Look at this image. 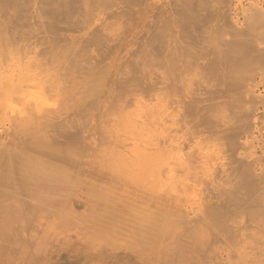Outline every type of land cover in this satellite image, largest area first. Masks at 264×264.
I'll use <instances>...</instances> for the list:
<instances>
[{
  "label": "rangeland",
  "instance_id": "374dc122",
  "mask_svg": "<svg viewBox=\"0 0 264 264\" xmlns=\"http://www.w3.org/2000/svg\"><path fill=\"white\" fill-rule=\"evenodd\" d=\"M15 1L18 2L19 0H14V8H17L18 13V6L21 8L26 7L23 10L25 11V14L23 11L21 12L22 14L19 13L21 16L24 14L23 18L21 17L20 21L18 19H16L18 21L14 20L19 22L24 32L21 29L16 30V28L21 27L15 28L14 26L17 23L14 22V25L12 23L9 25L14 28L12 29L11 27H8L9 29L6 30L9 32L10 30L14 31L15 29L16 31L21 32L14 31L13 34L12 32L8 34L1 30L2 34L5 33V44L7 47L11 48L12 46V49L7 51H5V47L2 44V42L4 43V40L1 41L2 34L0 33V48L3 50L0 49V55H3V57L2 55L0 56V94L2 95L0 96V99H2L0 105H2V110H4V112L7 111L8 113H6L7 116L4 113V115L0 114V118L3 116L1 119L3 122L0 120V139L2 138L1 141H3V143L0 142L1 145L5 146L4 144L7 145V143L11 142L12 136H15L18 132L17 137H13V139L17 140H15L16 144L14 143L15 141H12L11 143H14L15 145L19 144L18 146H20L22 140L23 143H26L28 138L29 141L33 140L32 138L39 130L38 132L40 133L37 134L38 136L40 134L41 136H44L48 133L47 137L54 142L49 143V146L52 145L56 147L59 145L57 147L61 149L66 147L69 148L70 145L74 144L75 139L73 138V133L76 132L73 131L72 133L74 127L71 128V126H73L71 125L72 119L75 117L72 113L74 111L73 108L77 112V117H81L78 112L79 110L77 111L76 109L78 107L75 106L76 104L78 105V102L76 101L79 99H77V94H74V90L73 92L72 90H69V93H73L76 97L74 98L73 96V98H71V100L74 99V103L76 102L74 105L75 107L71 106L73 100H69L71 101L70 107L72 108V112H69L70 110L68 108L70 107L67 108V105L66 108L69 111L66 110V108L63 109L65 110V113L66 111H68L67 113H70L68 114V116L71 115L69 117H67V113L64 114L63 111L60 110L62 107L59 110L62 111L61 113L63 114L57 112L58 108L55 107V105H62L63 101L67 102L65 99L66 97H64L66 96V91L68 92L66 89L70 87L69 85H73L74 83L72 80L73 83L71 82V84H69L70 79L74 78V80H76L74 83L75 85L72 87L78 91L81 86V92V90L83 91L84 89L85 82L89 79L88 77L84 78L83 71H85V76L90 75V78L97 79L95 78V75L97 74L93 77V75L91 76V73L95 71L105 74L107 71H102L103 69L107 70V68L112 69V67H114L115 72L113 71L114 69H112V71L110 70L111 73L114 72V75L113 73H110L111 75L108 74L109 76L106 74L104 76L100 75V77L102 76V80H96V86L102 85L104 88H107L102 92V86L99 87L101 89V91L99 90L100 93L105 92L104 99H106V96H108V99H111L113 98L112 94H114L113 88H115V83L113 80L117 73L116 71L119 70V65H123L122 63H124L126 68L125 141L129 147L130 156L125 158V176H116L118 178L117 181L124 184L123 187L125 189L115 190L105 186V184H110L113 180L101 179L100 176L96 174H48L40 163L34 158L31 159L33 156H29L30 151L27 150L25 152V148H13L12 145V152L10 148L11 144L9 143L10 149L7 148V146L6 148L10 150L9 153H11V155L9 156L7 151L6 156L12 159V154H17L18 152L20 153L19 156L26 160L23 159L25 165L22 164L23 162L21 163V161L18 162L17 160L16 162L20 163L19 165L18 163L8 162L7 158H5L6 162L10 164V168L12 167L11 172H17L13 171L14 166L18 169L23 168L21 170L24 171H18L19 174L24 173L21 174V177H19L20 175L18 173L19 178L14 177L15 175L10 173L9 175H14L11 177L7 174L8 172L5 174V171H3V174H0V264H264V68H262L264 67V63L260 64L258 62L264 58V49L262 51V48H264V0H192L193 2L189 0L191 4L187 2L188 0H183V2L182 0H107L108 2L106 0H96L97 2L92 0V2H88H95V5L92 4V8H90L91 5L89 6V8L92 9L91 12H89L90 10L87 6L88 3H86L89 0H82L84 5L81 0H79L80 2L75 0L78 2L77 5L74 4V0H72L74 3H72L71 0H62L60 3L61 5L54 3L52 0H20L18 3ZM62 2L65 3V6ZM68 2H70V4L72 3L73 6L71 5V8L67 6L70 5ZM186 4H188L186 7L189 8L185 7ZM54 5H56V8H54ZM75 6L76 9H74ZM190 6L193 10L190 9ZM48 8H51L52 10L54 8L55 14ZM65 8L67 11H65ZM81 8L87 9L81 10ZM9 9L11 10V7ZM26 9L28 11H26ZM10 10H8L10 13L9 16L13 13V11ZM70 11L71 13L73 12L72 16L71 13H68ZM74 11H79V13H75L74 16ZM57 12L58 15H56ZM1 13L2 12L0 11V14ZM1 15H3V13ZM44 15L46 18H44ZM59 15H61V18ZM182 15H184L183 18ZM13 16H17L16 18L20 17L18 14L12 15L9 19L7 18V22L11 20L10 18H13ZM66 16H69L71 19L69 17L66 18ZM93 16L94 19L92 20ZM177 16L180 17L178 18ZM88 17H91L92 21H89ZM2 19L3 18H1V20ZM3 20H6L5 17ZM52 21L57 23H55L57 28H54V23ZM84 21L89 22V24ZM164 21L167 25L163 24ZM7 22L4 21V23ZM175 22L182 25H177ZM76 23L84 24V28L79 27L77 30H75L76 28L72 29V26ZM118 23L120 24V27ZM185 23H188V26ZM8 24H6V26ZM19 24L17 25L20 26ZM108 25H111V27ZM30 27L34 30L30 29ZM180 27L184 28L180 29ZM116 28L118 31H116ZM156 28H158L157 30L161 33H157L158 31ZM56 29L59 34H56ZM172 29L174 31H172ZM25 31L27 32V35ZM94 31H100L99 33L97 32L96 35L101 34V38L100 35H97L98 40H96L97 36L94 35L95 40H93L94 36L92 35L95 34ZM237 31L240 32L238 33ZM29 32H31V34ZM35 32L37 34L33 38ZM53 32L55 33L53 34ZM179 32L180 34H184L180 35ZM14 33L17 34L15 35ZM19 34L20 36L18 37L17 35ZM239 34L242 36H238ZM2 36L4 37V34ZM9 36H11L12 39H9ZM184 36H186V38ZM235 36L237 39H235ZM52 37L53 39H51ZM116 37L117 39H114ZM180 37L181 39L184 38L185 40H183L185 42L181 40ZM166 38L167 40H164ZM8 40L10 44H7ZM83 40L88 45L90 42L94 45L90 47V44L88 47V45L83 44L85 43ZM106 40L108 41L106 42ZM241 40H243L244 45ZM74 41L75 43L78 42L76 44L74 43L76 46L71 44ZM94 41H96V43L102 42L96 44ZM45 42L48 43L46 44ZM232 42L234 43L233 47ZM240 42L243 46H240ZM68 43L73 46V49L71 46L67 45ZM180 43L182 45L184 43L186 44L180 46ZM216 43H218V45ZM227 43L229 46H227ZM65 45L69 48L71 47L70 52ZM83 45H85V47ZM190 45L194 50L193 48H190ZM238 45L240 47H238ZM250 45L254 46V51L251 50L252 46ZM61 47H63L62 50H60ZM83 47L85 50L82 51H87L86 53L84 52L87 58L84 57V53L81 52L83 57H79L78 59L77 55L80 54H78V52H80ZM183 48L184 50L187 48V51L185 50L186 52H183ZM233 48H235V53L232 51ZM59 50L63 53L66 51V55H63L61 52L60 56L59 53L55 54V52L57 53ZM49 51H54L53 53L55 56L57 55L62 58V60L60 58L58 59L57 56L55 58L59 61H56L57 59H54L55 61L51 60L54 56H50L53 53L50 54L48 53ZM250 51H252V53ZM119 52H123V54H120ZM249 52L250 54H248ZM8 53H11V55ZM257 53L261 55L259 56ZM222 54L231 55V57L235 56V60L239 59V64L243 68H241L243 75L241 74V71V73H238L240 75L236 72L235 74L239 76L240 81L243 83H251L255 85V95H247L248 99L245 96L243 98L240 97V102L237 100L239 97L234 98V100H237V102H234L233 95H228V98L226 95H222L223 93H219V88H221L220 85H222L221 82L223 80V78L222 80L219 79L223 74V68L221 69L219 67L223 66V64L225 65L224 58H226V56L224 57ZM75 55L80 61L75 60L76 58L73 59V57H76ZM5 56L8 59L4 58ZM66 56H69V59ZM236 56L239 58H236ZM243 56L248 59H243ZM11 57L15 58L13 59L15 61L12 62ZM99 57L101 58L99 59ZM115 57H117V59H114ZM220 57L224 58L222 59ZM252 57H256L257 59ZM47 58L50 63L52 61L54 62V66L57 65V67L52 66L53 68L58 70L61 68L62 71H65V73H63L59 70L62 75L59 77V71L56 70V72L58 71L57 73L55 72V76L58 74V79L55 78L56 81L54 79V73H51L53 78L52 76H49V71L53 70L50 66L51 64L45 61ZM85 58L88 59V61ZM230 58H228L229 60L226 58V60L233 62L232 59L234 58ZM5 59L9 60V64ZM72 59L73 61L75 60L76 63L77 61L79 63L81 62V65L77 63L80 68L75 63H71L73 62ZM82 59H85L86 61L84 62ZM90 60L92 61L90 62ZM3 61L6 62L7 66L2 64H5ZM39 61H43V64L46 62L49 66H46V64H44L45 66H41V62ZM83 62L85 64L84 66ZM93 62L97 67L95 69L91 67L94 70L88 67L90 66L88 63ZM181 62L183 63L181 64ZM94 63L91 65L94 66ZM114 63L116 65H114ZM70 64H72V66ZM73 64L74 66L76 65L75 68H77V71L74 70V72H76L75 74H73L72 71L74 69ZM249 64H251V66H248ZM30 65L32 66L29 67ZM109 65L112 67H109ZM63 66L64 68H62ZM258 66L261 67V69L257 70V68H255ZM47 67H51L50 70L47 69ZM85 67H88L91 70L88 69V73L91 72L90 74L87 73ZM99 68L102 70H99ZM141 68L143 69V72L141 71ZM12 69H14V71ZM31 69L32 71L30 72ZM45 69H47L48 72L45 71ZM23 71L25 73H23ZM110 71L108 70V72ZM46 72L49 74L47 75ZM69 72L71 73V76ZM77 72H81V75L78 73L79 76ZM11 73L13 75H11ZM141 73H143L144 76H142L143 74L141 75ZM72 74L79 79H75ZM69 76L72 78L69 79ZM47 77L50 79L49 81ZM44 78L47 79L45 80ZM61 78L68 82L65 81V83L62 80L60 81ZM37 79H39L38 83L41 82V85L44 84L43 87L39 84L36 86L37 84L33 83V81L36 82ZM53 79L56 82V86L58 84V88L56 86H49L50 88H53L52 93L54 94L55 89H57L55 95L57 94V91H59L61 95L63 92L64 94L61 97L58 94L59 98L53 95V99L51 98V95L49 97L50 103L52 101L55 102V97V100H60H57L58 102L56 101L58 104L52 103L55 104L54 106L51 104L53 107H50L49 105V109L54 108L55 110L56 108V111L52 109L51 112L53 113L54 111V113L57 112L56 114H60L58 116L53 113V115L50 110H48L49 112L46 111V113L52 114L51 118L50 115H46V113H44L46 116H43V113L41 114L42 116H38L41 118L47 117L44 119L48 120V118H50L49 120L53 121V117H60L61 115V117L63 116L62 118L67 117L65 119L66 121L67 119H70L71 123L69 124L67 122L68 125H65L66 122L61 123L59 121L57 124L56 121H50L49 125L50 123L54 124L50 126L52 127L50 130L47 128L49 131L45 134L46 130L44 129L45 132H42V127H45L46 123V126H49V120L45 121L43 119L46 123L43 126H40L41 124L36 126V131L31 128V126L33 127L35 125H32V123L37 121L34 117L35 119H32V123H27L30 128L29 130H26V122H29L28 119L31 120V116H36L34 115L33 110L37 108V114H40L41 110L43 111L44 108L45 110L48 109V106H45V104H47L45 101L46 98H48L47 96L50 94V91L46 90L49 87H44L51 84ZM139 79H144V81H140ZM9 80H12V82ZM21 80L22 82H20ZM57 80L59 82H57ZM92 81L96 82L95 80ZM44 82H47L48 84L46 85ZM60 82L61 87L59 84ZM98 82L100 84H98ZM87 83L91 85L89 81ZM150 84L152 87H150ZM15 88H18L19 91L17 90L14 92ZM90 88L91 87L89 86V88H86L88 90H85L86 95L89 94L88 99H86V97L84 98L85 94L83 95V98L81 95V97L78 96L80 98L79 104H81V101L85 102L84 105L86 102L87 104L93 103L91 106L95 107L96 105L94 103H96L95 100L97 98L100 97L98 100L99 102L101 101L100 104L102 103L103 94L101 93L99 96L91 94L90 96V92H87ZM99 88L96 87L95 90L93 89V93L96 91V94H99L96 90ZM109 88L111 92L113 91L110 96L107 94ZM211 88L215 92L209 97L207 90H212ZM44 91L49 92H46V97L44 96ZM30 93L32 94L31 96L29 95ZM38 93L39 95H37ZM71 93L68 95L69 99ZM219 94L221 95L219 96ZM20 96H22V99L20 98L19 100ZM28 96L30 97L28 98ZM223 96L226 98L224 97V99ZM44 97L45 100L42 99ZM62 97H64L65 100H62ZM27 98L31 102L28 103ZM31 98H33V100ZM244 98L246 99L244 100ZM254 98L256 99L255 101ZM13 99L16 101L15 105ZM106 101L110 100L106 99ZM34 103L36 106H34ZM74 103H72V105ZM87 104L85 105L86 108ZM101 105L103 107V103ZM101 105H98V108ZM211 106L213 108H211L212 111L210 110ZM42 107L44 108L42 109ZM85 107L83 106L84 109H86ZM214 107L216 108L214 109ZM221 107L224 108L222 109ZM233 107H235V109ZM12 108H15V111L12 110ZM96 108L92 109L95 110ZM39 109L41 110L39 111ZM101 109L99 108L98 110L100 111H95L96 113H99H94L95 116L102 114ZM233 109L235 112H233ZM249 110H251V112H249ZM11 111H13V113ZM30 112L31 115L28 114ZM224 113L229 115L226 116ZM234 113L236 115H234ZM22 115H24L23 117L26 116L24 119L27 118V121L25 120L26 122H24L22 117L24 123L20 122L21 124L18 126V123L15 122L16 120L14 121V119L19 116L21 117ZM27 116H30V118ZM245 116L247 119L244 118ZM61 117L58 119L61 120ZM7 118L9 119L8 122ZM74 119L76 121L77 118ZM10 122L12 123L10 124ZM252 122L253 125H251ZM60 123L65 127L69 126L71 128L70 133L73 135L71 137L72 139L69 137V141H66V133H69L67 132L69 127H66L67 130L62 127L60 128ZM77 124L74 126H78ZM11 125L12 130H10ZM23 126H26L24 128L26 131H24ZM38 127L42 128V130ZM58 127L60 130L63 129L64 132L66 131L64 134L66 135V138L61 136L64 141H59L61 140L59 138L61 132L58 133ZM53 128L57 129L55 134L54 130L56 129ZM154 128L155 130H153ZM248 128H250L249 131ZM8 129L12 132H9ZM33 130L35 131L34 135L32 133L34 132ZM6 131L10 134L5 133ZM27 131L32 134H28ZM50 131L53 133H49ZM52 135L57 136L53 137ZM22 137L23 139H21ZM70 141H72V144ZM60 145L63 147H60ZM0 150V153L3 152L5 154L6 150L3 151L2 148ZM22 150L24 151L21 154ZM15 154L14 157L18 156ZM48 155L49 153L47 156ZM6 156L4 155V157ZM2 160L0 163H2ZM11 163L13 166H11ZM0 165L2 166L0 169H6V166H4L5 164ZM7 168H9V165ZM46 179H49L52 186H46V188L43 186L41 189V186ZM216 200L218 201L215 202ZM12 201L17 203L18 206H12ZM122 258H124L125 261H123ZM110 261L112 262L110 263Z\"/></svg>",
  "mask_w": 264,
  "mask_h": 264
},
{
  "label": "bare ground",
  "instance_id": "6f19581e",
  "mask_svg": "<svg viewBox=\"0 0 264 264\" xmlns=\"http://www.w3.org/2000/svg\"><path fill=\"white\" fill-rule=\"evenodd\" d=\"M20 1V0H19ZM18 1V2H19ZM54 3H58V4H60L61 3V1L62 0H52ZM67 1V0H66ZM70 1V0H69ZM75 1V0H74ZM77 1H79V0H77ZM77 1H75V3L74 2H72V0H71V2L72 3H74L75 5H77ZM92 2V0H89V1H87L86 3H88V2ZM94 1H96V0H94ZM99 1V0H98ZM101 1V0H100ZM107 1V0H106ZM122 1V0H121ZM126 1V0H125ZM124 1V2H125ZM192 1V0H191ZM15 2H17V1H15ZM17 2V3H18ZM65 2V1H64ZM64 2H62V3H64ZM80 2V1H79ZM81 2H82V0H81ZM97 2V1H96ZM108 2V1H107ZM180 2V1H179ZM182 2H183V0H182ZM188 3H190L189 2V0L187 1ZM193 2V1H192ZM196 2V1H195ZM16 3V4H17ZM69 4H70V2H68ZM67 3V4H68ZM72 3L70 4V5H67V6H69L70 8L73 6L72 5ZM83 3V2H82ZM85 3V4H86ZM95 3V2H94ZM94 3H88L87 4V6H88V9L90 10L89 12H91V10L92 9H90V8H92V4H94ZM20 4V3H19ZM23 4V3H22ZM26 4V3H25ZM28 4H30V3H28ZM184 4H185V2H184ZM191 4V3H190ZM57 5V4H56ZM56 5H54L53 7L54 8H56ZM61 5V4H60ZM72 5V6H71ZM79 5V4H78ZM83 5H84V3H83ZM91 5V7L89 8V6ZM95 5V4H94ZM108 5H110V4H108ZM17 6H18V4H17ZM16 6V7H17ZM64 6H65V3H64ZM184 6V5H183ZM186 6H188V4H186L185 5V7ZM193 6V5H192ZM200 6V5H199ZM11 7V10L9 9ZM15 7V3H14V0H3V1H0V11L3 13V15H1L0 14V33L2 34V32L4 31L5 33H11L12 32V34H13V32L15 31V32H21V31H16V30H22L23 31V29H22V27H21V25L19 24V22H16V21H20V19H21V17L23 18V15L25 14V11H23L26 7H20V6H18V11H19V13L20 14H22L21 12L23 11L24 12V14L21 16V15H19V13L17 12V8H14ZM20 7V8H19ZM49 7H51V6H49ZM58 7H59V5H58ZM78 7V6H77ZM98 7H100V6H98ZM108 7V6H107ZM181 7V6H180ZM202 7V6H201ZM29 8V7H28ZM45 8V7H44ZM46 8H47V6H46ZM45 8V9H46ZM52 8V7H51ZM49 9V10H52V9ZM53 8V13L55 14V9ZM80 8V7H79ZM186 8H189V7H186ZM194 8V7H193ZM16 9V10H15ZM41 9H43V8H41ZM63 9V8H62ZM74 9H76V6H75V8ZM82 9H84V10H86L85 8H81V10ZM131 9H133V8H131ZM190 9H191V6H190ZM8 10H10V11H13V13H12V15H17L18 14V16H20L19 18H16L15 16H13V18L11 17L10 19L11 20H9L8 22H7V20L9 19V17L10 16H12V15H10L9 16V12H8ZM44 10V9H43ZM72 10H73V8H72ZM71 10V11H72ZM98 10H99V8H98ZM165 10V9H164ZM189 10V9H188ZM191 10H193V9H191ZM190 10V11H191ZM5 11H6V13H5ZM26 11H28L27 9H26ZM63 11V10H62ZM65 11H67L66 10V8H65ZM71 11L70 12H68L69 14L71 13ZM105 11V10H104ZM187 11V10H186ZM17 12V13H16ZM36 12V11H35ZM60 12H61V10H60ZM64 12V11H63ZM130 12V11H129ZM134 12V11H133ZM137 12V11H136ZM171 12V11H170ZM177 12V11H176ZM201 12V11H200ZM14 13H16V14H14ZM38 13V12H37ZM43 13V12H42ZM67 13V14H68ZM73 13V12H72ZM72 13H71V16H72ZM75 13H79V11L77 12V11H74V16H75ZM87 13V12H86ZM85 13V14H86ZM161 13H162V11H161ZM178 13V12H177ZM176 13V14H177ZM180 13H181V11H180ZM258 13V12H257ZM256 13V14H257ZM26 14H27V12H26ZM54 14H53V16H54ZM179 14V13H178ZM186 14H187V12H186ZM188 14H189V12H188ZM4 15H6V16H4ZM52 15V14H51ZM56 15H58V12H57V14ZM78 15V14H77ZM88 15H89V13H88ZM87 15V16H88ZM193 15V14H192ZM191 15V16H192ZM60 16V18H61V15H59ZM99 16V15H98ZM162 16V15H161ZM169 16H170V14H169ZM183 16L184 15H182V18H183ZM4 17H5V19L6 20H3L4 19ZM38 17V16H37ZM41 17V16H40ZM48 17V16H47ZM52 17V16H51ZM56 17V16H55ZM62 17H63V15H62ZM67 17H69V16H66V18ZM84 17V16H83ZM86 17V16H85ZM178 17V16H177ZM180 17V16H179ZM178 17V18H179ZM197 17V16H196ZM1 18H3L2 20H1ZM8 18V19H7ZM44 18H46L45 17V15H44ZM65 18V17H64ZM65 18V19H66ZM70 18V17H69ZM170 18V17H169ZM174 18V17H173ZM13 19V20H12ZM16 19H18V20H16ZM36 19V18H35ZM39 19V18H38ZM71 19V18H70ZM70 19H68V20H70ZM73 19V18H72ZM88 19H89V21H92L93 19H94V16H93V18H92V20H91V17H88ZM123 19H124V17H123ZM135 19V18H134ZM156 19H158V18H156ZM14 20H16V21H14ZM24 20V19H23ZM57 20V19H56ZM59 20V19H58ZM61 20V19H60ZM64 20V19H63ZM87 20V19H86ZM125 20V19H124ZM128 20V19H127ZM170 20V19H169ZM186 20H188V19H186ZM4 21H6L7 23H4ZM43 21H45V20H43ZM55 21V20H54ZM54 21H52L54 24H53V26H54V28L56 27L57 28V26H55V23L56 22H54ZM62 21V20H61ZM67 21V20H66ZM117 21V20H116ZM129 21V20H128ZM182 21H184V20H182ZM195 21V20H194ZM197 21V20H196ZM204 21V20H203ZM17 23V24H19L20 26H18L17 24H15V28L16 27H21V28H16V30L14 29V31L12 30H10L9 32L6 30V29H9L10 27L13 29L14 27H12V26H9V25H11V23L14 25V23ZM77 22V21H76ZM84 22H87V21H84ZM83 22V23H84ZM174 22V21H173ZM179 22H181V21H179ZM189 22H190V20H189ZM9 23V24H8ZM59 23V22H58ZM74 23V22H73ZM88 24H89V22H87ZM91 23V22H90ZM131 23H132V20H131ZM155 23V22H154ZM168 23H170V22H168ZM250 23V22H249ZM6 24H8L7 26H6ZM52 24V23H51ZM57 24V23H56ZM64 24V23H63ZM66 24V23H65ZM80 24V23H79ZM79 24L78 23H76V24H74L73 26H72V29L74 28H76L75 30H77V28H82L83 27V25L84 24H80V26H79ZM92 24V23H91ZM109 24V23H108ZM113 24H115V23H113ZM119 24V23H118ZM117 24V25H118ZM163 24H165V21H164V23ZM175 24H177V22H175ZM186 24V23H185ZM26 25V24H25ZM40 25V24H39ZM38 25V26H39ZM50 25V24H49ZM87 25V24H86ZM116 25V24H115ZM130 25V24H129ZM128 25V26H129ZM165 25H167V24H165ZM164 25V26H165ZM177 25H180V24H177ZM182 25V24H181ZM180 25V26H181ZM187 26H188V23L186 24ZM198 25V24H197ZM196 25V26H197ZM43 26V25H42ZM52 26V25H51ZM52 26V27H53ZM108 26H110L111 27V25H108ZM128 26H127V28H128ZM149 26V25H148ZM176 26V25H175ZM190 26V25H189ZM194 26V25H193ZM195 26V27H196ZM9 27V28H8ZM41 27V26H40ZM101 27H103V26H101ZM106 27V26H105ZM113 27V26H112ZM116 27V26H115ZM119 27H120V24H119ZM157 27V26H156ZM162 27H163V25H162ZM166 27V26H165ZM173 27V26H172ZM176 27H178V26H176ZM24 28V27H23ZM26 28V27H25ZM84 28V27H83ZM124 28V27H123ZM149 28H152V27H149ZM174 28V27H173ZM181 28H184V27H180V29ZM30 29H33V28H31L30 27ZM53 29V28H52ZM59 29V28H58ZM71 29V30H72ZM117 29V28H116ZM126 29V28H125ZM158 28H156V30H157ZM160 29V28H159ZM163 29H164V27H163ZM167 29V28H166ZM175 29V28H174ZM186 29V28H185ZM197 29V28H196ZM207 29V28H206ZM220 29H223V28H220ZM1 30H2V32H1ZM34 30V29H33ZM51 30V29H50ZM70 30V29H69ZM97 30V29H96ZM99 30H101V29H99ZM108 30V29H107ZM106 30V31H107ZM170 30V29H169ZM188 30V29H187ZM186 30V31H187ZM234 30V29H233ZM246 30V29H245ZM27 31H30V30H27ZM36 31V30H35ZM55 31V30H54ZM56 31H57V29H56ZM73 31V30H72ZM104 31V30H103ZM112 31V30H111ZM114 31H115V28H114ZM116 31H118V29L116 30ZM158 31V30H157ZM172 31H174L173 29H172ZM176 31V30H175ZM178 31V30H177ZM181 31V30H180ZM193 31H194V29H193ZM199 31V30H198ZM219 31V30H218ZM222 31V30H221ZM226 31V30H225ZM232 31V30H231ZM243 31V30H242ZM241 31V32H242ZM24 32V31H23ZM26 32V31H25ZM34 32V31H33ZM39 32V31H38ZM71 32V31H70ZM89 32H90V30H89ZM98 32V31H97ZM96 31H94V33L95 34H93L92 36H94V35H96V33H97ZM100 32V31H99ZM98 32V33H99ZM109 32H110V30H109ZM124 32H125V30H124ZM152 32V31H151ZM183 32H185V31H183ZM192 32V31H191ZM238 32V31H237ZM240 32V31H239ZM238 32V33H239ZM5 33H3L4 34V37L1 35V41L2 40H4V43L2 42V44L4 45V47H5V51H7V50H11L12 49V46H11V48H8L7 47V45L5 44ZM30 34H31V32H29ZM28 33V34H29ZM40 33V32H39ZM38 33V34H39ZM42 33H44V32H42ZM41 33V34H42ZM46 33V32H45ZM52 33V32H51ZM50 33V34H51ZM55 32H53V34H54ZM107 33V32H106ZM112 33V32H111ZM110 33V34H111ZM129 33V32H128ZM157 33H161V32H157ZM172 33V32H171ZM174 33V32H173ZM176 33V32H175ZM195 33V32H194ZM197 33V32H196ZM226 33V32H225ZM229 33V32H228ZM244 33H245V31H244ZM11 34V35H12ZM15 35L17 34V33H14ZM21 34V33H20ZM20 34L19 35H17L18 37L20 36ZM23 34V33H22ZM30 34H29V36H30ZM34 34V33H33ZM32 34V35H33ZM36 32H35V35H33V38H34V36H36ZM56 34H59L58 33V31L56 32ZM150 34V33H149ZM155 34H156V32H155ZM165 34V33H164ZM179 34H180V32H179ZM184 34V33H183ZM182 33L180 34V35H183ZM186 34V33H185ZM231 34V33H230ZM243 34V33H242ZM26 35H27V32H26ZM48 35V34H47ZM97 35H100V38H101V34H97ZM96 35V36H97ZM114 35H115V33H114ZM151 35V34H150ZM166 35V34H165ZM173 35V34H172ZM171 35V36H172ZM175 35V34H174ZM179 35V36H180ZM188 35V34H187ZM191 35V34H190ZM194 35V34H193ZM193 35H192V37H193ZM217 35V34H216ZM220 35V34H219ZM218 35V36H219ZM229 35V34H228ZM234 35V34H233ZM241 34H239L238 36H240ZM24 36V35H23ZM103 36H104V34H103ZM108 36V35H107ZM110 36V35H109ZM161 36V35H160ZM220 36H222V35H220ZM226 36V35H225ZM242 36V35H241ZM240 36V37H241ZM243 36H244V34H243ZM248 36H250V35H248ZM10 38L9 39H12L11 38V36H9ZM12 37H13V35H12ZM16 37V36H15ZM25 37V36H24ZM49 37V36H48ZM105 37V36H104ZM118 37V36H117ZM117 37L116 38H114V39H117ZM147 37V36H146ZM161 37H163V36H161ZM185 38H186V36H184ZM191 37V38H192ZM231 37V36H230ZM230 37H229V39H230ZM236 37V36H235ZM234 37V38H235ZM240 37H238V38H240ZM245 37V36H244ZM4 38V39H3ZM45 38V37H44ZM99 38V39H100ZM103 38V37H102ZM176 38V37H175ZM188 38V37H187ZM190 38V39H191ZM221 38V37H220ZM8 39V38H7ZM27 39H29V38H27ZM50 39V38H49ZM51 39H53V37L51 38ZM85 39V38H84ZM88 39V38H87ZM91 39H93V38H91ZM113 39V40H114ZM119 39H121V38H119ZM180 39H181V37H180ZM184 38H182L181 40H183ZM190 39H188V40H190ZM193 39V38H192ZM218 39V38H217ZM223 39V38H222ZM222 39H220V40H222ZM225 39V38H224ZM232 39V38H231ZM235 39H237V37L235 38ZM241 39V38H240ZM249 39V38H248ZM47 40H48V38H47ZM86 40V39H85ZM93 40H95V36H94V39ZM96 40H98V36H97V38H96ZM100 40H102V39H100ZM105 40V39H104ZM109 40V39H108ZM108 40H106V42L108 41ZM111 40H112V38H111ZM164 40H167V38L166 39H164ZM185 40V39H184ZM183 40V41H184ZM202 40V39H201ZM211 40H213V39H211ZM211 40H209V41H211ZM243 40H244V38H243ZM243 40H241L242 42H243ZM12 41V40H11ZM43 41V40H42ZM42 41H40V42H42ZM53 41V40H52ZM51 41V42H52ZM84 41V40H83ZM87 41V40H86ZM153 41V40H152ZM158 41H159V39H158ZM178 41V40H177ZM225 41V40H224ZM245 41V40H244ZM13 42V41H12ZM21 42V41H20ZM70 42V41H69ZM85 42V41H84ZM88 42V41H87ZM102 42V41H101ZM101 42H99V43H101ZM104 42V41H103ZM114 42V41H113ZM118 42V41H117ZM150 42V41H149ZM185 42V41H184ZM193 42V41H192ZM230 42V41H229ZM249 42V41H248ZM254 42V41H253ZM252 42V43H253ZM16 43V42H15ZM18 43V42H17ZM22 43V42H21ZM29 43V42H28ZM46 43V42H45ZM48 43V42H47ZM46 43V44H47ZM74 43H75V41L73 42V43H71V44H73V46H76V45H74ZM76 43H78V42H76ZM75 43V44H76ZM94 43H96V41H94ZM99 43H96V44H99ZM109 43V42H108ZM179 43V42H178ZM233 43V42H232ZM250 43V42H249ZM251 43V44H252ZM7 44H10L9 43V40H8V43ZM13 44V43H12ZM25 44V43H24ZM30 44V43H29ZM29 44H28V46H29ZM37 44V43H36ZM44 44V43H43ZM45 44V45H46ZM69 45V43L67 44V45H69V46H71L72 47V49H73V46L72 45ZM83 44H86V45H88L86 42L85 43H83ZM91 44V42L89 43V45ZM111 44H112V42H111ZM146 44V43H145ZM171 44V43H170ZM177 44V43H176ZM184 44H186V43H184ZM183 44V45H184ZM206 44V43H205ZM217 45H218V43H216ZM228 44V43H227ZM231 44V43H230ZM240 44H241V42H240ZM247 44V43H246ZM6 45V46H5ZM14 45V44H13ZM18 45V44H17ZM27 45V44H26ZM67 45H65V47L67 46ZM89 45H88V47H89ZM94 44H91L90 45V47L91 46H93ZM118 45V44H117ZM148 45V44H147ZM182 44L180 43V46H181ZM182 45V46H183ZM188 45H189V43H188ZM209 45H211V44H209ZM226 45V44H225ZM233 45H234V43L232 44V47H233ZM236 45V44H235ZM243 45H244V42H243ZM242 44L240 45V46H243ZM9 46V45H8ZM54 46H56V45H54ZM59 46V45H58ZM84 47H85V45H83ZM101 46H103V45H101ZM162 46V45H161ZM221 46V45H220ZM227 46H229V44L227 45ZM226 46V47H227ZM239 45H238V47H240ZM250 46H252V48H251V50H253L254 51V46L253 45H250ZM26 47V46H25ZM30 47V46H29ZM64 47V46H63ZM63 47H61V49L60 50H62V48ZM68 47V46H67ZM71 47L69 48H67L68 50H69V52H70V49H71ZM84 47H83V49H81V51L80 52H78V54L80 53L81 54V52L82 53H86L87 51H82V50H85L84 49ZM117 47V46H116ZM124 47V46H123ZM122 47V48H123ZM140 47V46H139ZM152 47V46H151ZM167 47V46H166ZM236 47V46H235ZM237 47V48H238ZM7 48V49H6ZM54 48V47H53ZM79 48V47H78ZM102 48V47H101ZM118 48H119V46H118ZM149 48V47H148ZM185 48V47H184ZM184 48H183V52L187 49H185L184 50ZM189 48V47H188ZM190 48H193V47H191V45H190ZM217 48V47H216ZM218 48H221V47H218ZM223 48V47H222ZM225 48V47H224ZM242 48V47H241ZM247 48H248V46H247ZM1 49V48H0ZM76 49V48H75ZM74 49V50H75ZM87 49V48H86ZM91 49V48H90ZM147 49V48H146ZM200 49V48H199ZM244 49H245V47H244ZM249 49V48H248ZM263 49L264 48H262V51H263ZM2 50V49H1ZM21 50V49H20ZM54 50V49H53ZM59 50V52L57 51V53L55 52V54H58L59 53V56H60V51ZM66 50V49H65ZM65 50H63V51H65ZM68 50H67V52H68ZM123 50V49H122ZM121 50V51H122ZM189 50V49H188ZM193 50H194V48H193ZM219 50H221V49H219ZM235 50V48H233V50L232 51H234ZM256 50V49H255ZM3 51V50H2ZM19 51V50H18ZM55 51V50H54ZM53 51V52H54ZM73 51V50H72ZM88 51H90V50H88ZM120 51V52H121ZM144 51H145V49H144ZM171 51V50H170ZM173 51V50H172ZM187 51V50H186ZM185 51V52H186ZM211 51H212V49H211ZM231 51V52H232ZM245 51V50H244ZM9 52V51H8ZM13 52V51H12ZM20 52V51H19ZM53 52H48V53H50V54H52ZM68 52V53H69ZM76 52V51H75ZM119 52V53H120ZM149 52V51H148ZM241 52H242V50H241ZM241 52H239V53H241ZM251 53H252V51H250ZM250 52L248 53V54H250ZM46 53V52H45ZM61 53H63V52H61ZM85 53L83 54L84 55V57H86L85 56ZM116 53H118V52H116ZM168 53H170V52H168ZM217 53V52H216ZM221 53V52H220ZM234 53H235V51H234ZM237 53V52H236ZM244 53V52H243ZM255 53V52H254ZM253 53V54H254ZM259 53V52H258ZM257 53V54H258ZM263 53V52H262ZM9 55H11V53H8ZM15 54V53H14ZM20 54H21V52H20ZM55 54L53 53L52 55H50V56H54V58L52 57V59L51 60H53V61H55L57 58L59 59L60 57H58L57 55V58H55L56 56H55ZM66 55V51L63 53V55ZM79 54V55H80ZM89 54V53H88ZM87 54V55H88ZM120 54H123V52L122 53H120ZM125 54V53H124ZM189 54V53H188ZM208 54H211V53H208ZM245 54H246V52H245ZM2 55V54H1ZM0 55V56H1ZM17 55V54H16ZM79 55H77L78 56V59H79V57L80 58H82L83 56H82V54L79 56ZM119 55V54H118ZM190 55V54H189ZM219 55V54H218ZM218 55H216V56H218ZM237 55V54H236ZM259 55V54H258ZM261 55V54H260ZM259 55V56H260ZM263 55V54H262ZM22 56H23V54H22ZM76 56V55H75ZM77 56L76 57H73V59L74 58H76L75 60H78L77 59ZM152 56V55H151ZM171 56H172V54H171ZM222 56H226V58L228 59V58H230L231 57V55H223L222 54ZM227 56H229V57H227ZM233 56H234V54H233ZM240 56V55H239ZM247 56V55H246ZM255 56V55H254ZM2 57H3V55H2ZM1 57V58H2ZM19 57V56H18ZM63 57V56H62ZM68 59H69V56H66ZM93 57V56H92ZM124 57V56H123ZM145 57V56H144ZM146 57H147V55H146ZM175 57V56H174ZM210 57V56H209ZM223 57V58H224ZM235 57V56H234ZM234 57H231L230 59H232V58H234ZM250 57V56H249ZM257 57V56H256ZM256 57H252V58H256ZM4 58H7L6 56L4 57ZM4 58H3V60H4ZM12 59V62L13 61H15V60H13V59H15V58H13V57H11ZM49 58V57H48ZM48 58L45 60L47 63L49 62V60H48ZM87 58V57H86ZM85 58V59H86ZM90 58V57H89ZM101 57H99V59H100ZM173 58V57H172ZM171 58V59H172ZM199 58V57H198ZM216 58V57H215ZM218 58V57H217ZM220 58H222V57H220ZM222 58V59H223ZM226 58H224V62H225V65L223 64V66H221V67H219V68H223V71H222V76H221V78H219V79H221L222 80V78H223V80H222V82H221V80H220V82L222 83V85H220L221 86V88H219L220 89V92L219 93H223L222 95H226L227 97H228V95H230V96H232L233 95V100H234V98H238L237 100L239 101L240 100V97L241 98H243L244 96L245 97H247V99H248V96L247 95H255L254 94V89H255V85H253V84H251V83H249V84H251V85H249V84H245V83H243L242 81H240V78H239V76L238 75H240V74H238L240 71H241V68H242V66L239 64V59L237 60H235V58L234 59H232L233 60V62L231 63V62H229V61H227L226 60ZM236 58H239V57H237L236 56ZM241 58V57H240ZM244 58H247V57H244L243 56V59ZM8 59V58H7ZM19 59V58H18ZM50 59V58H49ZM55 59V60H54ZM56 60V61H59V60ZM61 60H62V58H60ZM73 59H72V61H73ZM82 59V61L84 60V62L87 60L88 61V59ZM104 59V58H103ZM114 59H117V57H115ZM150 59V58H149ZM192 59V58H191ZM209 59V58H208ZM248 59V58H247ZM250 59H251V57H250ZM257 59V58H256ZM261 59V58H260ZM33 60V59H32ZM50 60V61H51ZM74 60V61H75ZM146 60V59H145ZM144 60V61H145ZM164 60V59H163ZM181 60H183V59H181ZM214 60V59H213ZM216 60V59H215ZM226 60V61H225ZM229 60V59H228ZM262 60H263V62H262ZM5 61H7V63L9 64V60H6L5 59ZM5 61H3V62H5ZM49 62V64H51L50 66L52 67H57V65H53V63L54 62ZM63 61H65V60H63ZM71 62V63H75L76 65H77V63H79L78 61H80V60H78L77 61V63H76V61L75 62ZM92 60H90V62H91ZM113 61V60H112ZM149 61V60H148ZM211 61V60H210ZM243 61V60H242ZM261 61V62H260ZM260 61H258L260 64L261 63H264V58H262ZM21 62V61H20ZM20 62H18V63H20ZM39 62H41V61H39ZM43 62V61H42ZM41 62V66H43L44 64H46V66H49V65H47V63L45 62L44 64ZM84 62H83V66L85 65L84 64ZM114 62V61H113ZM113 62H112V64H113ZM123 62V61H122ZM132 62V61H131ZM150 62V61H149ZM184 62V61H183ZM183 62H181V64L183 63ZM221 62V61H220ZM251 62V61H250ZM1 63V62H0ZM56 63H58V62H56ZM55 63V64H56ZM64 63V62H63ZM68 63V62H67ZM81 63V62H80ZM79 63V64H80ZM94 63V62H93ZM93 63H88V64H90V66H88V64H87V66L89 67V68H91V67H93L94 69L95 68H97L96 67V65H95V63H94V66L93 65H91V64H93ZM97 63V62H96ZM173 63H174V61H173ZM202 63V62H201ZM219 63V62H218ZM242 63H244V62H242ZM245 63H246V61H245ZM249 63V62H248ZM253 63V62H252ZM255 63H257V62H255ZM258 63V64H259ZM3 65H5V66H7V64H6V62H5V64L4 63H2ZM17 64V63H16ZM30 64H32V63H30ZM65 64V63H64ZM111 64V63H110ZM111 64V65H112ZM123 65H119L120 67H119V70H117L116 72V74H115V77H114V80H113V82L115 83L114 85V87L115 88H113L114 89V94H112V96H113V98H111V99H108V96H106V99L107 100H110V101H106V99H104V97H105V92L104 93H102L103 91H105L104 89H107V88H104L102 85H97L96 86V84H97V81H101L102 79V76H104L105 74L106 75H108V74H110L111 73V71H112V69H114L113 71L115 72V68L114 67H112L111 65H109V67L111 66L112 67V69H110V68H107V70L105 69H101V68H99V70H102V71H107L108 72V70L110 71V72H106L105 74H103V73H100V72H93V73H91V76L93 75V77H94V75L95 74H97V75H95L96 77L95 78H97V79H94V78H90V75H88V76H85V71H83V69H82V73H84L83 74V76H84V78H89V79H87L88 81H89V83L91 84V85H89L87 82H85L83 85H84V89H83V91L81 90V92H80V89H81V86H80V89H78V91H76L75 90V88H73L72 86L73 85H75L74 83L76 82V80H74V78L73 79H70V78H72V77H70L71 76V73H70V76H69V79H70V83L69 84H71V82H72V80L74 81V83H73V85L71 84V85H69L70 87L69 88H71V89H66V90H68V92L66 91V96H64V97H66L65 99L67 100V102L69 103H67L66 101H63L62 102V105L61 104H59V105H61V106H59V105H55L58 101L57 100H60V99H57V100H55L56 99V97L57 98H59L58 96L60 95V97L64 94V92H63V90H62V92H63V94L61 95L60 94V92L59 91H57V94L55 95V91L57 90V89H55V91H54V94L52 93V91H53V88H50L49 86H51V87H54V86H56V79H58L57 77L59 76L60 77V72L62 71V69L60 68L59 70H61V71H59L58 69H55V68H53L52 67V70L54 71V69H55V71L53 72V71H49V73L51 74V73H54L53 75L55 76V74L59 71V75L57 76H55L54 77V79H55V81H54V79H53V82L52 81H50V82H52L51 84L53 85L54 84V82H55V84L52 86L51 84H48L47 82H44V83H46V85L47 86H45L44 88H46V87H49L48 89H46V90H48V91H50V94L47 96V94H46V92L47 93H49L48 91H44L45 92V94H44V96L46 97H48V98H46V101H45V103H47V104H45L44 103V101H43V103L45 104V106H48V109H46L45 110V108L44 107H42V109H43V111H45V112H43L41 109H39V111L41 110V112H40V114H37V111H36V109L35 110H33V112H34V115H36V116H31L32 118H31V120L30 119H28L29 120V122H26L27 121V118L26 119H24L25 117H23L24 115H22L21 117L19 116L18 118L16 117H14L15 119H14V121L15 122H17L18 123V126L21 124L20 122H23V120H22V117H23V119H24V122H26V125H27V127H28V124L27 123H32V119L34 118L35 120H37V121H34V122H36V123H32V125L33 124H35L33 127L31 126V128L32 129H34V130H36L35 128H36V126H39L40 124V126H43L46 122L45 121H48L50 118H51V115L54 113V111H56V108H55V110H54V108H51V109H49V105H50V107H53L54 105H55V107H57L58 108V111L57 112H62L63 111V113L64 114H66L69 110V112H72V108L70 107V103H71V101H72V103H74V99H72L71 100V98H73V96H74V98H76L75 97V95L77 96V99H79L80 100V98L78 97V96H82V98H83V95H84V98L86 97V99H88L89 97H88V95L89 94H87L86 95V91L85 90H88V89H86V88H89V86L91 87L90 89H89V91H87L88 93L90 92V96H91V94H94V96H96V95H100L101 93L103 94L102 95V97H103V99H102V103H103V107H102V103L100 104V102H99V98H97L96 100H95V102L96 103H94L96 106H97V108H98V105H101V106H99V108L101 109V107H102V109H101V115H97V116H95V114H99L98 112L96 113L95 111H100V110H98L97 108H96V106L95 107H93V106H91V104L93 105V103H91V104H87V102H86V104H87V108L85 107V105H84V103L85 102H82L81 101V104H79V100L78 101H76V102H78V105L76 104L75 105V103L72 105V103H71V106H77L78 108H76L77 109V111L80 113V115H81V117L79 116V117H77V112L75 111V109L73 108V110L76 112H72L74 115H75V117L74 118H77L76 119V121H75V119L73 118L72 119V124L71 125H73V126H71V128L72 127H74V130L72 129V133H73V131L75 132V133H73V134H71L70 132H71V128L69 127H67L68 128V131L67 132H69L68 134L66 133V135H67V138L65 137L66 135H64L65 134V132H64V130L63 129H66L67 130V128L62 124L61 125V123L62 122H66L65 123V125L67 124V122L70 124L71 122V120L70 119H67V121L65 120L67 117H69V116H71V115H69L68 116V114H70V113H67L66 115H67V117L65 118H62L61 117V115H60V117L62 118L61 120L60 119H58V118H60V117H58L59 116V114L60 113H58V114H56L57 112H55L54 114L55 115H58L57 117L55 116V117H53L54 119L55 118H57L58 119V121H57V119H53V121H51V120H49L48 121V125H49V122L51 121V122H54V121H56L57 122V124L59 123V121L61 122L60 124H59V127L61 128H63V129H59V127L57 128V129H59L58 130V133H60L61 132V134H60V139L61 140H59V141H62L63 140V138L61 137V136H63L64 138H66V141L68 140L69 141V139L72 137V135H73V138L75 139H73L74 140V144H72L71 142L72 141H70V143L72 144V145H70L71 146V148H70V146H69V148L68 147H66V148H64V149H61V148H58L57 146H59V145H57L56 147H54V146H49V143H52L53 141H51V140H49V138L47 137V131H49L50 130V128H52V127H50L51 125H53V124H51L50 123V125L49 126H46L47 125V123L45 124V127L43 126L42 128H43V130H42V128H39L40 130H42V132L44 131L45 132V130H46V132H45V134L46 135H44V136H41V134L38 136L37 134H39L40 132H38L37 130V132H36V134H35V136L32 138L33 140H31V141H29V138H28V141L25 143H23V140L21 141L22 142V144H20V146H18V145H15L16 144V139H13V137L15 138V137H17V131H15V130H13V131H15V132H17L16 133V135L15 136H12V141L14 142L15 140V144L14 143H11V142H9V143H7V145L6 144H4L5 146H3V145H1V143H0V147L2 148V150L3 151H5L7 148H9V145H10V148H11V146L13 147V148H25L24 150H25V152L28 150V151H30V155L29 156H33L31 159H35L38 163H40V165H42L43 166V168L45 169V171L48 173V174H51V175H63V174H75V175H81V174H96V175H98V176H100V178L101 179H110V180H113L110 184H105V186H107L108 188H112V189H115V190H124L125 188L123 187L124 186V184H121L120 182H118L117 181V177L116 176H125V158H127L128 156H130V154H129V147H128V145H127V143H126V141H125V66H124V63H122ZM146 64H147V62H146ZM145 64V65H146ZM175 64V63H174ZM200 64V63H199ZM257 64V65H258ZM10 65H11V63H10ZM59 65V64H58ZM62 65V64H61ZM61 65H60V67H61ZM71 66H72V64H70ZM76 65L74 66V64H73V66H74V69L72 70L73 71V74H75L76 72H74V70L75 71H77V68H75L76 67ZM81 65V64H80ZM114 65H116L115 63H114ZM149 65H150V63H149ZM166 65V64H165ZM169 65V64H168ZM245 65V64H244ZM32 65H30L29 67H31ZM45 66V65H44ZM78 67H79V65H77ZM124 66V67H123ZM127 66V65H126ZM148 66V65H147ZM147 66H146V68H147ZM171 66V65H170ZM209 66V65H208ZM216 66V65H215ZM248 66H251V64H249ZM261 66V65H260ZM51 67H47V69H49L50 70V68ZM65 67H67V66H65ZM70 67V66H69ZM68 67V68H69ZM82 67V66H81ZM86 68L87 70V73L89 72V68ZM99 67V66H98ZM130 67V66H129ZM151 67V66H150ZM203 67V66H202ZM244 67V66H243ZM254 67V66H253ZM259 67V66H258ZM255 67V68H257V70H259V69H261V67ZM14 68V67H13ZM26 68V67H25ZM38 68H39V66H38ZM62 68H64V66L62 67ZM67 68V69H68ZM73 68V67H72ZM80 68V67H79ZM83 68V67H82ZM93 68H91L92 70H94ZM103 68V67H102ZM206 68V67H205ZM245 68V67H244ZM262 68H264V67H262ZM5 69V68H4ZM30 69V68H29ZM32 69H34V68H32ZM32 69L30 70V72L32 71ZM47 69H45V71H47L48 72V70ZM67 69H63V70H67ZM71 69V68H70ZM89 69V70H88ZM165 69V68H164ZM243 69V68H242ZM251 69V68H250ZM254 69V68H253ZM13 71H14V69H12ZM38 70H40V69H38ZM56 70H58L57 72H56ZM85 70V69H84ZM133 70V69H132ZM166 70V69H165ZM169 70V69H168ZM246 70V69H245ZM264 70V69H263ZM22 71V70H21ZM27 71V70H26ZM29 71V70H28ZM68 71H71V70H68ZM91 71V70H90ZM97 71V70H96ZM141 71L143 72V69L141 68ZM170 71H171V69H170ZM179 71V70H178ZM193 71V70H192ZM206 71V70H205ZM220 71V72H221ZM262 71V70H261ZM12 72V71H11ZM29 72V73H30ZM35 72V71H34ZM46 72V74L48 75L49 73H47ZM56 72V73H55ZM63 73H65V71H62ZM114 72H112L113 73V75H114ZM235 72L238 74V75H236L235 74ZM242 72V71H241ZM240 72V73H241ZM260 72V71H259ZM0 73H1V70H0ZM6 73V72H5ZM18 73V72H17ZM23 73H25L24 71H23ZM66 73H67V71H66ZM79 72H77V74H78ZM90 73H88V74H90ZM100 73V74H99ZM111 73V74H112ZM146 73V72H145ZM149 73V72H148ZM167 73V72H166ZM165 73V74H166ZM171 73V72H170ZM183 73V72H182ZM197 73V72H196ZM249 73H250V71H249ZM254 73V72H253ZM49 74V76H52V78H53V75L51 74L50 75ZM72 74V75H73ZM80 75H81V72L79 73ZM78 74V75H79ZM99 74V75H98ZM110 74V75H111ZM143 73H141V75H142ZM173 74V73H172ZM179 74V73H178ZM242 75H243V72L241 73ZM247 74V73H246ZM257 74V73H256ZM261 74H262V72H261ZM11 75H13L12 73H11ZM23 75V74H22ZM22 75H20V76H22ZM46 75V76H47ZM66 75V74H65ZM69 75V74H68ZM67 75V76H68ZM77 75V76H78ZM79 75V76H80ZM100 75H102L101 77H100ZM133 75V74H132ZM253 75V74H252ZM251 75V76H252ZM254 75H255V73H254ZM24 76H25V74H24ZM43 76V75H42ZM45 76V77H46ZM48 76V77H49ZM62 76V75H61ZM109 76V75H108ZM140 76V75H139ZM142 76H144V74L142 75ZM148 76V75H147ZM151 76V75H150ZM163 76H165V75H163ZM219 76V75H218ZM10 77V76H9ZM32 77V76H31ZM41 77V76H40ZM47 77V78H48ZM64 77V76H63ZM73 77H75V75H73ZM99 77H100V79H99ZM106 77V76H105ZM178 77V76H177ZM203 77V76H202ZM215 77H216V75H215ZM241 77V76H240ZM255 77V76H254ZM12 78V77H11ZM33 78V77H32ZM38 78H39V75H38ZM46 78V79H47ZM161 78V77H160ZM243 78V77H242ZM244 78H245V76H244ZM262 78V77H261ZM8 79V78H7ZM18 79V78H17ZM34 79V78H33ZM45 79V78H44ZM45 79V80H46ZM65 79H67V78H65ZM75 79H79V78H76L75 77ZM103 79H104V77H103ZM110 79V78H109ZM112 79V78H111ZM149 79V78H148ZM175 79V78H174ZM173 79V80H174ZM177 79V78H176ZM248 79V78H247ZM38 80L39 79H37V81L36 82H34L33 80V83H36L35 85L36 86H38V84L39 85H41L40 83H38ZM50 79L48 78V81H49ZM52 80V79H51ZM63 81V82H65V81H67V80H63V78H61L60 79V81ZM90 80H91V82H90ZM92 80H97L96 82H94V81H92ZM131 80V79H130ZM140 81L142 80V79H139ZM165 80V79H164ZM169 80V79H168ZM242 80V79H241ZM246 80V79H245ZM9 81H11L12 82V80H9ZM28 81H29V79H28ZM28 81H26V82H28ZM79 81V80H78ZM80 81H81V79H80ZM85 81H86V79H85ZM104 81V80H103ZM142 81H144V79L142 80ZM147 81V80H146ZM161 81V80H160ZM215 81V80H214ZM11 82H9V83H11ZM20 82H22V80L20 81ZM25 82V81H24ZM24 82H23V84H24ZM57 82H59L58 80H57ZM63 82H62V85H63ZM68 82V81H67ZM128 82V81H127ZM148 82H149V80H148ZM178 82V81H177ZM180 82V81H179ZM248 82V81H247ZM252 82V81H251ZM30 83H32V82H30ZM32 83V84H33ZM66 83V82H65ZM65 83H64V85H65ZM78 83V82H77ZM76 83V84H77ZM93 83V84H92ZM94 83H95V85H94ZM104 83V82H103ZM183 83V82H182ZM220 83V84H221ZM17 84V83H16ZM60 84V87H61V82L59 83ZM79 84V83H78ZM77 84V85H78ZM98 84H100L99 82H98ZM207 84V83H206ZM209 84V83H208ZM215 84V83H214ZM218 84V83H217ZM28 85V84H27ZM44 85V84H43ZM43 85H41V87H43ZM88 85V86H87ZM108 85V84H107ZM111 85V84H110ZM153 85V84H152ZM165 85H168V84H165ZM171 85V84H170ZM200 85V84H199ZM33 86V85H32ZM102 86V87H101ZM149 86V85H148ZM159 86V85H158ZM208 86V85H207ZM219 86V87H220ZM35 87V86H34ZM40 87V86H39ZM57 88H58V84H57V86H56ZM64 87V86H63ZM94 87V88H93ZM99 88V87H101V88H103V90H102V92L100 93V91H101V89L99 88V89H96L97 90V92H99V94L97 93L96 94V91H94L95 93H93V89L95 90V88ZM136 87H138V86H136ZM150 87H152L151 86V84H150ZM167 87V86H166ZM199 87V86H198ZM203 87V86H202ZM23 88V87H22ZM28 88H29V86H28ZM73 88V89H72ZM181 88V87H180ZM59 89H61V88H59ZM58 89V90H59ZM63 89V88H62ZM144 89V88H143ZM152 89V88H151ZM212 89V88H211ZM219 89H218V91H219ZM259 89V88H258ZM8 90V89H7ZM18 90V88L16 89L15 88V91L14 92H16ZM69 90H72V92H73V90L76 92H74V94L73 93H71V96H70V99H69V97H68V95H70V93H69ZM100 90V91H99ZM111 90H112V88H111ZM141 90V89H140ZM158 90V89H157ZM195 90H197V89H195ZM5 91V90H4ZM19 91V90H18ZM61 91V90H60ZM108 91V90H107ZM106 91V92H107ZM109 91H110V88H109ZM107 92V94H109V96L111 95V93L113 92ZM151 91V90H150ZM208 91V95H209V97L211 96V94H214V90L212 89V90H207ZM25 92V91H24ZM33 92V91H32ZM59 92V93H58ZM61 92V93H62ZM78 92V93H77ZM92 92V93H91ZM158 92V91H157ZM3 93V92H2ZM69 93V94H68ZM80 93V94H79ZM82 93V94H81ZM181 93V92H180ZM198 93H200V92H198ZM230 93H232V94H230ZM10 94V93H9ZM9 94H8V96H9ZM20 94H22V93H20ZM34 94V93H33ZM59 94V95H58ZM127 94V93H126ZM148 94V93H147ZM221 94H219V96L221 95ZM240 94H241V96H240ZM261 94V93H260ZM25 95V94H24ZM27 95H28V93H27ZM30 96L32 95L31 93L29 94ZM36 95V94H35ZM37 95H39V93L37 94ZM36 95V96H37ZM52 95V96H51ZM53 95H55L56 97H55V99H54V101L55 102H51L50 103V101H49V97L51 96V98L53 97L54 98V96ZM142 95V94H141ZM0 96H2L1 94H0ZM30 96H28V98L30 97ZM42 96V95H41ZM80 96V97H81ZM97 96V97H98ZM111 96V97H112ZM130 96V95H129ZM144 96V95H143ZM213 96V95H212ZM18 97V96H17ZM22 96H20L19 97V100H20V98H21ZM45 97L44 98H42V99H44L45 100ZM64 97H62V100L64 99ZM92 97H93V95H92ZM138 97V96H137ZM206 97L208 98V96L206 95ZM225 96H223V98H224ZM27 98V99H28ZM34 98V97H33ZM33 98H31L32 100H33ZM36 98V97H35ZM38 98V97H37ZM52 98V99H53ZM115 98V99H114ZM226 98V97H225ZM224 98V99H225ZM229 98V97H228ZM251 98V97H250ZM249 98V99H250ZM18 99V98H17ZM17 99H15V100H17ZM22 99V98H21ZM26 99V98H25ZM24 99V100H25ZM30 99V100H31ZM52 99H50V100H52ZM64 99V100H65ZM77 99H75V100H77ZM100 99V100H101ZM113 99H114V101H113ZM157 99V98H156ZM246 98H244V100H245ZM2 99H0V101H1ZM19 100H18V102H19ZM69 100H71V101H69ZM82 100V99H81ZM90 100V99H89ZM214 100H215V98H214ZM230 100V99H229ZM237 100H234V102L236 101L237 102ZM243 100V99H242ZM252 100H253V98H252ZM256 99L254 98V101H255ZM260 100V99H259ZM258 100V101H259ZM5 101H6V99H5ZM4 101V102H5ZM7 101H9V100H7ZM13 101H14V99H13ZM28 101V103L29 102H31V101H29V99L27 100ZM27 101H25V102H27ZM42 101V100H41ZM57 101V102H56ZM138 101V100H137ZM141 101H142V99H141ZM210 101V100H209ZM212 101V100H211ZM223 101V100H222ZM241 101V100H240ZM239 101V102H240ZM248 101V100H247ZM253 101V102H254ZM15 102L16 101H14V105H15ZM33 102V101H32ZM49 102V103H48ZM65 102V103H64ZM97 102H99V103H97ZM106 102V103H105ZM226 102V101H225ZM251 102V101H250ZM260 102V101H259ZM13 103V102H12ZM22 103V102H21ZM27 103V104H28ZM52 103H55V104H52ZM83 103V104H82ZM105 103V104H104ZM219 103V102H218ZM217 103V104H218ZM222 103H224V102H222ZM246 103V102H245ZM252 103V102H251ZM53 106H52V105ZM58 104V103H57ZM228 104V103H227ZM231 104V103H230ZM247 104H249V103H247ZM254 104V103H253ZM257 104V103H256ZM11 105V104H10ZM13 105V104H12ZM19 105V104H18ZM21 105V104H20ZM23 105V104H22ZM41 105V104H40ZM43 105V104H42ZM64 105H65V107H64ZM66 105H67V108L68 107H70V108H66ZM86 108V109H84L83 108V106ZM90 106V108H89V106ZM126 105H128V104H126ZM141 105V104H140ZM222 105V104H221ZM237 105V104H236ZM250 105H252V104H250ZM2 105H0V114L1 115H6L7 116V111L6 112H4V110H2V107H1ZM34 106H36L35 105V103H34ZM44 106V105H43ZM74 106V107H75ZM210 106V105H209ZM208 106V107H209ZM214 106V105H213ZM7 107V106H6ZM8 107H9V105H8ZM13 107V106H12ZM38 107H40V106H38ZM62 107V108H61ZM64 107V108H63ZM96 108L95 110L94 109H92V108ZM207 107V106H206ZM217 107H219V106H217ZM232 107V106H231ZM3 108H5V107H3ZM16 108H17V106H16ZM24 108V107H23ZM30 108V107H29ZM33 108H35V107H33ZM61 108V109H60ZM66 108V110H68V111H66V113H65V110H63V109H65ZM147 108V107H146ZM145 108V109H146ZM212 106L210 107V110L212 111ZM216 107H214V109H215ZM220 108V107H219ZM222 108V107H221ZM224 108V107H223ZM222 108V109H223ZM234 109H235V107H233ZM237 108H238V106H237ZM249 108V107H248ZM8 109V108H7ZM15 108H12V110H14ZM18 109V108H17ZM21 109V108H20ZM52 109L54 110L53 111V113L51 112L52 111ZM62 110V111H60V110ZM204 109V108H203ZM209 109V108H208ZM227 109V108H226ZM234 109H233V112H235L234 111ZM241 109V108H240ZM249 109H251V108H249ZM254 109V108H253ZM48 110H50V112L52 113V114H49V113H46V111H48ZM127 110V109H126ZM229 110H231V109H229ZM248 110V109H247ZM15 111V110H14ZM27 111V110H26ZM26 111H24V112H26ZM31 111V110H30ZM128 111V110H127ZM207 111V110H206ZM240 111V110H239ZM252 111H254V110H252ZM12 113H13V111H11ZM18 112H19V110H18ZM49 112V111H48ZM208 112V111H207ZM215 112V111H214ZM224 112H226V111H224ZM238 112V111H237ZM249 112H251V110H249ZM248 112V113H249ZM4 113V114H3ZM7 113V114H6ZM36 113V114H35ZM39 113V112H38ZM43 113V114H42ZM44 113H46V115H50V118H48V120H46V119H44V118H47V117H43V118H41L40 116H46V115H44ZM63 113H61V114H63ZM95 113V114H94ZM127 113V112H126ZM216 113V112H215ZM214 113V114H215ZM223 113V112H222ZM226 113H228V112H226ZM239 113V112H238ZM247 113V114H248ZM28 114H30L31 115V112L30 113H28ZM27 114V115H28ZM42 114V115H41ZM53 114V115H54ZM209 114V113H208ZM211 114V113H210ZM216 114H218V113H216ZM225 114V113H224ZM20 115H21V113H20ZM32 115H33V113H32ZM38 115H40V116H38ZM79 115V114H78ZM207 115V114H206ZM226 115V114H225ZM229 115V114H228ZM228 115H226V116H228ZM232 115V114H231ZM234 115H236L235 113H234ZM239 115H241V114H239ZM238 115V116H239ZM9 116H11V115H9ZM15 116V115H14ZM250 116V115H249ZM13 117V116H12ZM28 118H30V116H27ZM37 117H38V119H37ZM40 117V118H39ZM49 117V116H48ZM240 117V116H239ZM3 118V116H1V118H0V120ZM4 118H5V116H4ZM11 118V117H10ZM81 118V119H80ZM207 118V117H206ZM212 118V117H211ZM216 118V117H215ZM227 118H229V117H227ZM226 118V119H227ZM231 118V117H230ZM238 118V117H237ZM241 118V117H240ZM244 118H246V116L244 117ZM45 121H44V120ZM78 119H80V120H78ZM247 119V118H246ZM245 119V120H246ZM8 118H7V122H8ZM22 120V121H21ZM26 120V121H25ZM212 120V119H211ZM217 120V119H216ZM240 120H242V119H240ZM239 120V121H240ZM11 121V120H10ZM74 121V122H73ZM78 121H80V122H78ZM222 121V120H221ZM1 122H3L2 120H1ZM23 122V123H24ZM56 122H55V125H56ZM75 122H77V123H75ZM238 122V121H237ZM12 122H10V124H11ZM73 123H75V124H77L78 126H74L75 124H73ZM248 123V122H247ZM3 124V123H2ZM9 124V123H8ZM9 124V125H10ZM13 125V124H12ZM12 125L10 126L11 127V129L10 130H12ZM23 125V124H22ZM25 125V124H24ZM29 125H31V124H29ZM68 125V124H67ZM251 125H253V122L251 123ZM250 125V126H251ZM17 126V125H16ZM58 126V125H57ZM249 126V125H248ZM26 126H23V129L25 128ZM27 127H26V130H29V128L30 127H28V129H27ZM75 127H76V129H75ZM78 127V128H77ZM8 128V127H7ZM15 128V127H14ZM21 128V127H20ZM19 128V129H20ZM37 128V129H38ZM49 130H48V129ZM246 128V127H245ZM251 128V127H250ZM250 128H248V131L250 130ZM45 129V130H44ZM53 129H56V128H53ZM57 129L56 130H54V134H55V131H57ZM7 130V129H6ZM9 130V129H8ZM9 130V132H12V131H10ZM18 130V129H17ZM21 130V129H20ZM25 129H24V131H26ZM33 130V131H34ZM153 130H155V128L153 129ZM211 130V129H210ZM23 131V132H24ZM7 133V131L5 132V133H7V134H10V133ZM64 132V133H63ZM251 132V131H250ZM27 133L28 134H32L33 133V135H34V133H35V131L34 132H32V133H30V132H28L27 131ZM49 133H53V132H49ZM57 133V132H56ZM62 133H63V135H62ZM1 134V133H0ZM25 134V133H24ZM247 134V133H246ZM22 135V134H21ZM37 135V136H36ZM1 136V135H0ZM7 136V135H6ZM11 136V135H10ZM30 136V135H29ZM49 136V135H48ZM53 137H56L55 135H52ZM3 137V136H2ZM25 137V136H24ZM70 137V138H69ZM9 138V137H8ZM46 138H48V139H46ZM58 138V139H59ZM4 139V138H3ZM21 139H23V137L21 138ZM52 139V138H51ZM72 139V138H71ZM2 140V138L0 139V142H2L3 143V141H1ZM9 140H10V138H9ZM20 140V139H19ZM48 140H49V142H48ZM55 140V139H54ZM57 140V139H56ZM25 141V140H24ZM64 141V140H63ZM5 143V142H4ZM20 143V142H19ZM54 143V142H53ZM57 143V142H56ZM62 143V142H61ZM63 145V144H62ZM6 146H7V148H6ZM6 149H5V148ZM60 147H63V146H61L60 145ZM0 148V149H1ZM5 150H4V149ZM9 148V149H10ZM9 149H7L6 151H5V154L3 153V152H1L0 154V162H1V160H2V163H0V164H5L4 166H6V159L5 158H7V161L8 162H12V163H18L19 161H21V163L22 164H24V160H26V159H22L20 156H19V154L20 153H18L17 152V154H15V155H18V156H15L14 157V154H12V159L10 158V157H8V156H6L7 154V151H8V155L10 156L11 155V153H9L10 152V150ZM11 150H12V148H11ZM24 150H22L21 151V154H22V152L24 151ZM1 151V150H0ZM19 151V150H18ZM12 152H13V150H12ZM29 153V152H28ZM49 153V155L47 156V154ZM26 154V153H25ZM3 155V156H2ZM4 155L6 156V157H4ZM22 156V155H21ZM24 156V155H23ZM18 158V159H17ZM21 158V159H20ZM20 159V160H19ZM11 160V161H10ZM18 160V162H16ZM39 161H41V162H39ZM6 162V163H5ZM26 162V161H25ZM11 163V164H12ZM19 165H20V163H18ZM21 164V165H22ZM30 164V163H29ZM28 164V165H29ZM8 165H9V168H7L8 167ZM14 165H17V164H14ZM25 165V164H24ZM3 166V167H4ZM11 166H13V164L11 165ZM30 166V165H29ZM0 167H2L1 165H0ZM26 167V166H25ZM28 167V166H27ZM6 169H4V168H2V169H0L1 171H0V174H3V171H5V174H6V172H8L7 174L9 175L10 173H12V174H14V175H12V176H14V177H16V178H19V177H21V174H24V173H21V174H19L18 173V171L19 170H21V169H23V168H20V169H18L17 167H13V171H17V172H15V173H13V172H11L12 170H11V168H10V164L9 163H7V166L5 167ZM4 169V170H3ZM18 169V170H17ZM216 169V168H215ZM7 170V171H6ZM10 171V172H9ZM22 171H24V170H21V171H19V172H22ZM20 175H18V174ZM4 174V175H5ZM219 174V173H218ZM9 176H11V175H9ZM11 176V177H12ZM19 176V177H18ZM15 178V179H16ZM54 183V182H53ZM43 186H45V188H46V186H52V183L49 181V179H46L44 182H43V185L41 186V189H42V187ZM26 189V188H25ZM24 189V190H25ZM222 193V192H221ZM214 195V194H213ZM218 200H216L215 202H217ZM220 202V201H219ZM226 202V201H225ZM12 206H18L17 205V203H15V202H13L12 201ZM224 203V202H223ZM29 204H30V202H29ZM221 204V203H220ZM203 205H204V203H203ZM206 206V205H205ZM206 208V207H205ZM206 210V209H205ZM200 213V212H199ZM206 213V212H205ZM207 215V214H206ZM203 216V215H202ZM123 259V261H125V259L124 258H122ZM112 261H110V263H111ZM100 264V263H99Z\"/></svg>",
  "mask_w": 264,
  "mask_h": 264
}]
</instances>
